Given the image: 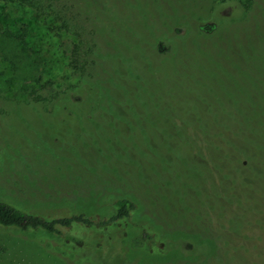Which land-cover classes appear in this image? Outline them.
I'll use <instances>...</instances> for the list:
<instances>
[{"label":"trees","instance_id":"16d2710c","mask_svg":"<svg viewBox=\"0 0 264 264\" xmlns=\"http://www.w3.org/2000/svg\"><path fill=\"white\" fill-rule=\"evenodd\" d=\"M207 1L209 20L217 24L216 36L199 29L198 15L189 6L164 14L165 24H156L153 12L163 11L159 0H0L28 9L45 23L46 31L67 37L66 66L78 78V85L60 92L53 89L54 81L37 89L31 87L26 98L16 103L35 112L49 105L66 112L63 119L69 118L72 132H79L72 128H80L94 137L93 144H89L92 153H87L88 167H112L120 178L127 160L138 162V169L143 165L132 154L129 137L135 139L140 134L141 142L147 143L142 156L148 161L154 158V164L162 161L154 170L163 169L169 155L179 152L184 168L196 165L198 173L201 165L197 160L184 161L182 153L190 149L213 172H199L188 179L192 185H207L198 194L200 211L196 218L202 227L200 231L186 229L192 250L169 258L186 264H264V249L259 246L264 243V39L259 41L260 20L249 17L251 0ZM224 6H231L233 13L220 18L218 11ZM93 20L115 23L114 30H119L125 40V49L110 57L107 68L95 61V35L87 28ZM229 23L242 24L247 36L226 42L223 34ZM174 26H181L185 32L168 38ZM141 28L147 29V35ZM27 34L24 27L22 34L13 38L24 46ZM161 36L171 44L163 55L154 49V42ZM135 50L139 56L128 54ZM121 54L129 61L128 68ZM98 69L105 75L99 81L102 92L88 82ZM69 90L87 94L88 100L77 101ZM93 109L101 113L95 117L96 110L90 111ZM156 178L157 187L164 184L162 175ZM121 179L130 185L127 176ZM186 182L184 186L191 187ZM216 193L231 194L237 206L234 219L228 216ZM136 203L135 198L116 199L110 205L114 215L101 221L75 210L69 216L49 220L0 201V227L53 239V246L37 249L57 264H125L113 229L136 211ZM151 252L161 257L155 248Z\"/></svg>","mask_w":264,"mask_h":264},{"label":"rangeland","instance_id":"374dc122","mask_svg":"<svg viewBox=\"0 0 264 264\" xmlns=\"http://www.w3.org/2000/svg\"><path fill=\"white\" fill-rule=\"evenodd\" d=\"M251 1L249 17L260 20V41L264 39V0ZM159 3L163 11L153 12L156 24H165L167 18L164 14L171 15L175 10L189 6L198 15L199 29L216 36L217 24L214 20H209L210 3L207 0H159ZM232 13L231 6H224L218 11L220 18ZM114 26L117 25L108 21L102 23L93 20L87 23V28L95 35V61L104 68L110 63V57L118 56L126 47L125 40L119 30H114ZM24 27H27L28 34L24 40L25 45L21 46L13 37H19ZM45 27V23L36 19L28 9L0 2V201L27 214L39 215L49 220L69 216L75 210L102 221L114 215L115 209L110 206L113 201L124 197L135 198L136 211L113 229L124 252L125 264H186L169 257L192 250V241L186 236V229L191 227L200 231L199 228L202 227L201 221L196 218V213L200 211L198 194L202 187L207 186L206 183H201V187L192 185L188 179L199 172H213L211 166L209 168L205 161L195 158L190 149L185 148V153H182L185 155L184 161L185 158L197 160L201 165L197 168L198 173L194 169L195 163V166L188 164L184 168L179 152L169 155L165 166L162 164L163 169L154 170L162 161L156 159L158 162L154 164V158H149L148 161L146 156H142V148L147 143L141 142L139 134L135 139H127L132 154L143 164L142 169H138V162L127 160L124 163L122 177L127 176L130 185L112 167L90 169V156L87 153H92L89 144H93L94 137L85 135L80 128H72L73 131L79 130L72 132L69 118L66 119L68 122L63 119L66 112H59L50 105L35 112L22 103H16L26 98L31 87L37 89L48 81L56 83V88L53 89L58 92L78 85V78L72 76L64 58L69 47L67 37H58L54 32L46 31ZM151 28L154 30L152 26ZM243 28L242 24H227L224 40L234 42L236 36L243 40L247 36ZM141 29L147 35V29ZM171 31L169 36L167 34L168 38L185 32L181 26H174ZM125 32L128 33L127 30ZM168 38L161 36L154 42V49L160 55L171 48ZM128 54L139 56L140 52L135 50ZM121 58L128 68L129 61L122 54ZM104 79L102 69L100 74L98 69L94 79L88 82L93 84L95 90L102 92L103 84L99 81ZM69 93L73 94L70 90ZM72 96L77 101L88 100V95L84 93L81 95L75 92ZM99 104H103L102 100ZM95 110L90 111L93 113ZM94 113L97 117L101 111L98 109ZM107 129L112 130L109 127ZM93 132L96 134L98 131ZM227 166L230 172L228 163ZM224 170L227 172L225 168ZM160 175L164 178V184L160 183L157 187L156 177ZM185 182L191 187H185ZM215 196L228 216L234 219L237 206L229 197L231 194L216 193ZM90 197L94 198L93 201ZM96 199H100V202ZM106 203L108 205L105 208L96 207ZM95 207L96 210H93ZM61 209H69V212H61ZM54 243L53 239L41 233L27 234L0 227V264H57L49 256L40 254L37 249L41 245L42 248H48ZM259 246L264 249V243H259ZM153 248L161 257L151 254ZM105 256H109V253L106 252Z\"/></svg>","mask_w":264,"mask_h":264}]
</instances>
